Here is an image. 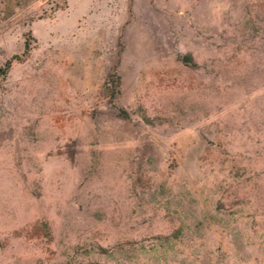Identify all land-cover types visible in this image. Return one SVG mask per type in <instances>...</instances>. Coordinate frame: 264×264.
I'll return each instance as SVG.
<instances>
[{
  "label": "rangeland",
  "instance_id": "1",
  "mask_svg": "<svg viewBox=\"0 0 264 264\" xmlns=\"http://www.w3.org/2000/svg\"><path fill=\"white\" fill-rule=\"evenodd\" d=\"M0 264H264V0H0Z\"/></svg>",
  "mask_w": 264,
  "mask_h": 264
},
{
  "label": "trees",
  "instance_id": "2",
  "mask_svg": "<svg viewBox=\"0 0 264 264\" xmlns=\"http://www.w3.org/2000/svg\"><path fill=\"white\" fill-rule=\"evenodd\" d=\"M10 65H11V63H8V64L6 65V67H1V68H0V74L5 73L6 70L8 69V67H10Z\"/></svg>",
  "mask_w": 264,
  "mask_h": 264
}]
</instances>
